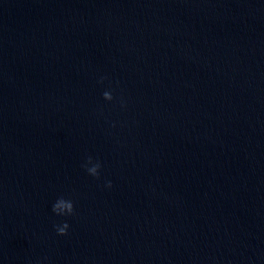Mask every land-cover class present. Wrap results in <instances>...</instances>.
Masks as SVG:
<instances>
[{"label":"water","instance_id":"obj_1","mask_svg":"<svg viewBox=\"0 0 264 264\" xmlns=\"http://www.w3.org/2000/svg\"><path fill=\"white\" fill-rule=\"evenodd\" d=\"M0 264H264V0H0Z\"/></svg>","mask_w":264,"mask_h":264},{"label":"clouds","instance_id":"obj_2","mask_svg":"<svg viewBox=\"0 0 264 264\" xmlns=\"http://www.w3.org/2000/svg\"><path fill=\"white\" fill-rule=\"evenodd\" d=\"M106 79V77L101 78V82ZM104 99L107 101H113L114 96L112 92L110 91H105L103 93ZM87 173L95 177L97 179L100 178V172L102 168V163L98 160H94L92 157L87 158V162L82 165ZM107 187L111 188L112 183L111 181L107 182ZM52 211L58 215V216H72L76 214V208H75V203L71 199H66L63 196L59 197L55 203L52 206ZM70 225L67 222H64L62 226H57V233L59 235H67L68 234V229Z\"/></svg>","mask_w":264,"mask_h":264}]
</instances>
